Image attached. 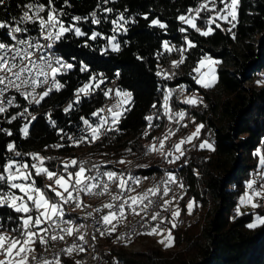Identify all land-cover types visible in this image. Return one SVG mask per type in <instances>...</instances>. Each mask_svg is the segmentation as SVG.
I'll return each instance as SVG.
<instances>
[{
  "label": "trees",
  "instance_id": "obj_1",
  "mask_svg": "<svg viewBox=\"0 0 264 264\" xmlns=\"http://www.w3.org/2000/svg\"><path fill=\"white\" fill-rule=\"evenodd\" d=\"M34 2L48 6V0H5L0 5V21L12 25V18H18L26 9L20 6ZM205 2L53 0L52 6L64 26L79 27L84 33L77 36L73 31L66 32L55 44V54L73 65L59 80L64 87L31 109L35 120L17 116L9 123V116L16 111L9 109L0 113V173L8 158L31 166L32 153L51 158L45 159L44 167L53 172L63 173V164L72 160L84 162V167L92 171L94 165L106 158L141 152L156 135L162 136L164 147L173 150V143L191 136L197 125L203 124L215 134L213 150L201 149L199 145L204 142L201 141L186 162L177 164L185 188L179 208L189 210L188 204L192 201L193 208H202L204 221L175 229L172 219L167 220L164 229L172 232L173 246L148 245L136 253L111 247L103 254L109 264H264V226L247 227L257 216L264 217V209L251 208L234 217L232 211L236 197L245 192L249 182L254 191L260 183L264 87L245 86L264 69V0H238L236 19L230 23L223 21L219 28L215 10L202 9L198 15L194 12ZM208 7L212 5L209 3ZM223 7L217 0L216 9ZM109 8L113 11L108 12ZM61 12L66 15H60ZM76 16L82 19L76 21L73 19ZM181 16L194 17L192 23L201 31L211 28V34L201 35L196 28L182 22ZM94 18L98 23L92 22ZM210 18L214 22L208 26ZM153 19L166 28L151 25ZM93 33L98 35L92 38ZM0 41L11 42L7 29L0 30ZM111 41L117 44L118 50L110 48ZM165 42H168L167 49ZM189 42L195 47H189ZM182 57L183 63L174 66L173 62ZM202 60L203 63L205 60L217 62L216 81L209 88L196 82V69ZM112 81L131 93L119 123L111 127L118 128L119 132L108 131L102 139L90 143L91 134L82 131L81 117L95 125L100 123L98 110L108 99L104 93L109 92L107 86ZM85 84H89L87 91L91 94L80 95V102L76 103L74 93ZM189 97L198 102L184 103ZM68 101L75 110L66 113L63 107ZM181 111L185 113L182 119L177 115ZM94 112L98 115L93 116ZM149 116L151 122L146 119ZM23 128L27 129V135L21 131ZM169 131L171 134L165 139ZM81 135L86 140L79 146L68 139ZM9 143L22 155L17 157L10 152ZM166 159L167 156L160 164L152 163L147 172L160 170L159 165L167 171L175 166L169 165ZM78 167L70 166L68 171L74 172ZM29 170L37 187L56 199L54 192L45 189L47 178L36 176L34 169ZM0 189L10 190L6 182L0 183ZM23 216L24 213H16L6 205L0 207L3 226L0 231L21 228Z\"/></svg>",
  "mask_w": 264,
  "mask_h": 264
},
{
  "label": "snow or ice",
  "instance_id": "obj_2",
  "mask_svg": "<svg viewBox=\"0 0 264 264\" xmlns=\"http://www.w3.org/2000/svg\"><path fill=\"white\" fill-rule=\"evenodd\" d=\"M67 2V0H65ZM5 0H0V5H3ZM209 3L212 5L211 8L208 7ZM219 3L224 4L223 8L216 9L217 0H206L205 3L201 4L195 12L197 15L201 12V10L206 11H216V16L221 20H227V16L231 15L232 19H236V8L238 5V0H219ZM53 0H48V11L47 17L41 16L40 13L45 11V5L39 3H29L26 5H22L20 7L28 9V11H24L23 15L17 19L13 17V21L15 22L16 26H12L6 21H0V30L7 29V36L14 41L13 44H8L3 41H0V113H5L7 108L4 106L6 103L9 106L14 104L15 97H6V93L9 89H15L21 96L27 99L29 96H32L33 99L29 100L28 102L31 104L33 100L36 104H39L41 100L45 97L49 96V93L55 88L56 91H59L61 88L64 87L63 84H60L56 80V76L61 73V69H70L73 65L64 63L58 57L46 56L40 54L43 50L51 49L53 44L60 40L64 33L73 31V26L69 25L67 27L61 22L59 15H57V9L52 6ZM108 12H112L113 9H107ZM189 11H192L191 9ZM31 12V15H30ZM60 15H66V13H60ZM96 13L93 12L92 16L95 17ZM74 20L79 21L82 18L79 16L73 17ZM119 19V18H118ZM147 19V17H145ZM182 22H187L192 25V27L196 28V31L200 32L201 35L207 36L211 34L212 29L209 28L207 31H201L199 27L192 23V20L195 19L194 17L185 20L184 16L179 17ZM93 23H98V21L94 18ZM214 22L212 18L207 20V23L210 25ZM29 23L37 24L39 27L40 36L43 40L48 41L46 44H41L38 42L36 37H29L27 40L21 39L20 35L18 34H25L29 31L27 27H21L19 25L24 24L27 25ZM115 25L117 23L116 20L112 21ZM151 25H155L160 27L161 29L166 28V25L161 23L159 20L153 19L151 21ZM235 26V25H233ZM217 28L220 27V24L216 25ZM184 31V29H181ZM74 32L77 36L84 35L79 27L74 28ZM98 35L97 33H93L92 38ZM189 47H195L194 44L189 42ZM165 48H168V42H165ZM29 49H35L36 51H30ZM114 51L118 50V46H114ZM35 57V58H34ZM204 59H208L205 57ZM180 63H183V57L180 61H174V66H179ZM203 63V60L201 61ZM210 63H216L215 61H210ZM85 70V69H82ZM199 72V69H196ZM51 77V79H49ZM43 78V79H41ZM195 79V78H194ZM212 80H215V76L213 75ZM198 84H201L204 88H209L212 86L210 82H204L203 78L197 79L196 81ZM42 84H47L49 87L44 90L42 93L37 94L36 89ZM31 88V91H28V88ZM89 89V84H85L82 88L77 90L76 95V103L80 102L79 93H84L85 95H89L87 91ZM105 96L108 95L107 92L104 93ZM37 95L39 98L37 99ZM117 96L123 95L127 100H130L131 93H121L117 91ZM126 101H121L112 107L108 108L107 111L111 114V124H118L119 118L121 116V104L125 103ZM184 103L187 104H196L198 101L193 99L192 97L187 98ZM168 104V96H165V108L167 110ZM72 107L70 103L68 107L64 109L67 113ZM155 107V105H153ZM27 111V108L24 109ZM98 111H104L103 109ZM93 116H97L98 113L94 112ZM181 119L185 116L183 111L177 114ZM35 116L32 117L35 120ZM16 116H12L11 120L8 122L11 123L12 120H15ZM83 120L84 125L86 126V131H89L91 134V142H95L99 140L101 135H105L108 131H113L110 126L105 127L108 125L109 121L107 118H100V123L95 125V127L89 123L87 119ZM146 119L151 122L152 117H146ZM54 126V122H53ZM204 125L200 124L197 125L196 131L192 133L191 136L182 139L179 143L174 145L175 151L180 153V156H183L184 153L181 150V145L184 143L191 142L194 137H198L201 128ZM82 130V131H85ZM103 130V131H102ZM8 135L12 133L8 130H4ZM25 135H27V129H21ZM147 134V133H146ZM168 136H165L167 139ZM69 140H73V143L76 146L79 144L84 143L86 137L81 135L79 138H74L69 136ZM63 145H52L51 147H62ZM160 147H164V140H160ZM201 149L207 147L209 150H213L212 145L204 141L199 145ZM7 148L10 152H14L15 156L19 157L22 154L19 151L15 150V147L12 143L7 145ZM151 150H155L154 148ZM33 160L31 166L27 164L20 163L18 161H14L11 158H8L7 163L3 165V173H0V183L7 184L9 189H19L21 192L27 196V200H24L22 197L15 195L11 191H3L0 189V207L7 206L13 209L16 213H24L25 216L21 217L22 226L18 229H12L11 232L7 230L0 231V256H3L4 259L0 260V264H30V257L32 261H36V264H52V261L38 258L35 255V244L39 242L40 244L44 245L47 243L46 239L39 235V232H48V229L51 228L53 232L57 230L59 233H65L67 235L73 234V229L63 228L61 227V223H68L67 221H62V217L64 216V212L62 210V204H66L69 201L77 200L76 196H73V192L80 193L86 192L88 194H103V192H107L109 185L105 183L103 185V192L94 193L93 190L97 188V184L86 182V181H95L97 179L96 176L85 177L86 171H91V169H86L84 167V162L72 160L70 163L65 162L63 164L64 172H53L49 168L44 167L45 159H51L40 156L38 153L30 154ZM171 155V153H169ZM180 156L175 157V159H179ZM173 160H170L169 163H173ZM120 163H124L123 160ZM260 164L264 166V155L260 157ZM79 165L78 170L74 172H69L68 169L70 166L75 167ZM93 167H96L95 165ZM35 169L36 176H45L49 181H53L58 188L63 189V191L57 190L56 187H53L52 184L45 185V189H48L51 192L55 193V197L58 199H53L48 196L47 192L44 189L37 187L36 181L31 175L29 170ZM14 169V170H13ZM6 174V175H5ZM66 174V175H65ZM99 175V173H98ZM104 176L108 177L109 181H114V178H119L120 180V188L123 189L125 185V181L122 177H119L115 172H105L103 173ZM55 178V179H54ZM17 181H24L22 183H18ZM27 181H31V183H27ZM168 182L176 183L177 181L172 176V174H168ZM252 182H249L248 188H252ZM183 187V185H181ZM156 189H150L153 195L156 194ZM169 189L165 188L164 194H168ZM65 193L67 195L65 196ZM264 193L261 192H253V196H262ZM117 196H113V199H117ZM252 196H245L241 198V204L250 203L253 209L257 207H262L264 205H258L252 202ZM132 204L135 205L138 202H142L143 200L147 199V194H144L139 197H131ZM19 201V203H18ZM29 201L31 204H29ZM151 204L152 201H149ZM165 203H168L167 201ZM79 207V203L76 204ZM106 208H112L113 205L106 204L104 205ZM193 208V202L190 201L188 204L189 214H191V210ZM99 211V210H98ZM35 212V215H27L28 213ZM138 214V213H137ZM240 210L237 208V215H240ZM121 217H123V208L121 206V211L119 213ZM180 215L179 209L173 212V218L175 219ZM110 216L115 218L116 213H110L107 216L102 217L105 223H110ZM43 218V219H41ZM157 218V214L152 216V219L155 220ZM42 224H47V228H41ZM175 223H173V227H175ZM257 226H264V217L257 216L255 222L249 223L247 227L249 229H254ZM3 226L0 225V229ZM39 229V231L34 230ZM157 230L155 228L152 229L149 235L155 233ZM57 238L63 239V235H51L52 240H56ZM83 239V237H79ZM159 243L164 244L165 248L171 247L174 244V237L172 236L171 232H169L168 237L165 240L159 241ZM75 247V246H73ZM73 249L68 248L67 251L69 254ZM82 250V249H81ZM56 264H59V260L56 261ZM80 264V262H77Z\"/></svg>",
  "mask_w": 264,
  "mask_h": 264
},
{
  "label": "bare ground",
  "instance_id": "obj_3",
  "mask_svg": "<svg viewBox=\"0 0 264 264\" xmlns=\"http://www.w3.org/2000/svg\"><path fill=\"white\" fill-rule=\"evenodd\" d=\"M24 11H28V9H25ZM47 11H48V6H45V11L40 13V15L46 18ZM23 12L19 15L17 19H19L23 15ZM30 15H31V12H30ZM12 26H16L14 21L12 22ZM19 26L27 27L29 29L27 33L21 34L20 36L21 39L27 40L29 37H36L38 42L41 43L42 37L40 36L38 23L37 24L29 23L27 25L21 24ZM10 41L11 42L9 44L14 43V41H12L11 38H10ZM47 42L48 41H45L42 39V44H46ZM29 50L33 52L36 51L35 49H29ZM42 55L49 56V53H42ZM63 62L68 63L64 58H63ZM262 71H263V77H258L259 73ZM67 72H68V69H61L60 77L67 74ZM260 72H258L255 75L253 81L249 83L250 85L258 87V88L264 87V69L261 70ZM57 81L59 82V80ZM107 88L109 89V92L107 91L108 99L105 101L104 105L101 108L104 110V111H101V115H104L105 110L110 107V99H113V90L116 88V81H112L107 86ZM107 88L106 90H108ZM43 91L44 90H40L39 93H42ZM55 92L57 91L55 90V88H53L50 94H53ZM12 94H19V93L16 92L15 89H12ZM74 94L76 96L77 91ZM80 95H82V93H79V96ZM32 99H33L32 96L28 97V101ZM33 102L35 101L33 100ZM70 103L71 102L69 101L65 103L63 110L66 107H68ZM39 104L35 103L32 106V108L38 107ZM25 108H27L26 112L24 111ZM9 109H14L16 111L15 113H11V115L9 116V120H11L12 116H16V117L25 116L26 117V114H28V118H31L34 116V112H32V110L29 109V107H26L23 104V101H16V103L14 101V104L12 106L7 105V110ZM113 125L115 124H111V119H109V126L112 127ZM115 133H118V132H115ZM204 133L205 135L203 136L204 137L207 136L209 139V142L214 141V134L210 129L205 128L202 134ZM104 136L105 135H101L100 139H102ZM161 137L162 136L160 135H156L152 139V141H150L147 145H145V147L139 153L127 152L120 157L106 158L101 163H104V170H106L104 171V173L108 171L116 173L115 168H111V167H118L117 174L119 177H122V178H125L126 176L129 175V169H130V172H137L139 169L143 168V174H144L143 186H142L141 178H134L130 184L131 193L124 194V201H131L130 198L133 197V193H138L139 195H144V194L148 195L150 193L149 190L153 188L154 181H155L156 187H162L161 196H168L167 198L168 203H162L163 214L159 215V222L166 223L168 218H170L172 215V208H169V207H175L176 205H179L178 204V200L180 199L179 188H183V187H181L182 185L181 177L178 173L179 175L178 186H172V191L171 192L168 191V194L165 195L164 194L165 188L169 189V187H164L165 174L163 172H170V170L167 171V169H161L157 171L147 172L151 166V165H148L149 164L148 162L155 159L156 158L155 155H158L159 152H162L165 149V147L163 148L160 147V140H162ZM153 148L155 150H151ZM195 149L196 148L194 146L193 152L195 151ZM148 151H150V154H146ZM186 154H187V146L184 149V155L181 156L185 162L190 157V155L186 156ZM121 160H123L124 163H120ZM101 163L99 165H101ZM158 163L160 164L161 162H158ZM92 173H93V170L86 175H89ZM96 177L97 179L95 181H92V183H95L98 186L104 185L105 183H107L109 185L107 192H103V186H101L100 190H94L93 192L94 193L103 192V194H91V195L85 196L82 199V203L79 207H77L76 205H69V212H81V211H92V210L104 211L105 210V207H104L105 199L107 197H108V200H114L113 196H117L119 198V192L121 191V188L119 186L120 184L119 178H114V181H109L108 177L104 175H103V178H100V176H96ZM52 182L53 181H50L48 182V184H51ZM184 192L185 191L183 190L182 196L184 195ZM73 196H76V192H73ZM75 201L76 200L69 201L66 204H74ZM149 201H152V197H147V199L143 200V203H138L137 207L136 205H129L127 208V211H125V214L123 215V217H120L119 220L115 222L107 223V225H102V232H99L97 236H95V244H88V249L87 248H74L70 254L68 253V260H65V264H77V262H80V264H86V258L88 256V252H91V260H96L95 264H108L104 255L100 254V252H106L111 247L122 248L123 250L129 251V252H140L142 247L145 248L148 245L157 247L155 242L154 243H149V242L155 239L157 235H159L160 233L149 235L148 233H150L152 230H144V234H142L141 227H134V228L129 229L131 225L140 224L142 220V213H144V217H150V221H158V214L155 220L152 219V216L154 214H152V203L150 204ZM177 209H179L180 215L174 219L173 223H175L176 225L174 227L175 229L181 228L185 225H195V223L199 221L200 217L197 212L191 211V214H184L182 211H180L179 206L176 209H173V212L176 211ZM193 219H195V222L192 221ZM80 224L90 225V218L83 217V215H76L75 218H68V223H66V228L71 227L73 229V234H72L73 240H81L79 237L82 236L83 237L82 241H89L90 238L92 237V228L84 227L82 229ZM127 231H128L127 237H123L124 233H126ZM51 235L59 236V232L49 233L48 242L57 241L58 245H69L70 244V236H63V239L57 238L56 240H52ZM96 245H98V248H96ZM38 249H45V244L42 245L38 242ZM79 256L80 258H78ZM30 264H36V263H31V258H30Z\"/></svg>",
  "mask_w": 264,
  "mask_h": 264
},
{
  "label": "built area",
  "instance_id": "obj_4",
  "mask_svg": "<svg viewBox=\"0 0 264 264\" xmlns=\"http://www.w3.org/2000/svg\"><path fill=\"white\" fill-rule=\"evenodd\" d=\"M21 36V34H18ZM57 43V41L53 44V47L51 49H46L43 50L40 54L42 53H49V56L52 57H58L62 60L63 62V58L59 57L57 54H55L54 47L55 44ZM41 44H42V39H41ZM35 58V57H34ZM258 77H263V71L259 73ZM60 74H58L56 76V80H60ZM43 79V78H41ZM51 79V77L49 78ZM49 87V85L47 84H42L39 87H37L36 89V93L39 94L40 90H46ZM28 91H31V88L29 87L27 89ZM117 91H120L121 93L127 92L130 93L129 90L123 89L120 86H118L116 84V88L113 90V99H110V107H112L113 105L121 102V101H126L125 103L121 104V109H123V106H126L127 103L129 102V100H127V98H125L123 95L121 96H117L116 93ZM50 94V93H49ZM91 94V92H89V95ZM82 96H88L85 95L84 93H82ZM6 97H15V103L16 101H23V104L26 107H29V109L32 108V106L35 104V102H32L31 104L28 102V98L25 99V97L21 96L20 94H12V89H9V91L6 93ZM37 99L39 98V96L37 95L36 97ZM4 106L7 108V104L5 103ZM109 107V108H110ZM108 109V108H107ZM107 109L105 110V114L101 115L100 118H107L108 121L109 119H111V114L107 111ZM75 110V106L72 104V107L69 111H73ZM26 118L27 119H32V118H28V114H26ZM90 123V122H89ZM93 126H95V123H90ZM84 130L86 129V126L83 124ZM105 127H109V123L108 125H105ZM114 129L113 132H119L118 128H112ZM103 131V130H102ZM85 132H89L86 131ZM214 138H215V134H214ZM210 144H212L213 142H209ZM198 144V137L195 138V141L193 144L187 145V155H191L193 152V147L196 146ZM168 146H167V150ZM146 154H150V151H148ZM33 162V161H32ZM111 168H115L116 173H117V169L118 167H111ZM160 170H161V165H160ZM104 163H101V165L96 166L95 168H93V173L89 174V175H85V177H90V176H100V178H103V173H104ZM99 173V175H98ZM165 174V184L164 187H169V192L172 191V186H178V180H179V175H178V166H172L170 169V172H163ZM168 174H172V176L175 178V180L177 181L176 183H170L168 182ZM143 168L139 169L137 172H130L129 169V175L126 176L125 178H122L125 181V185L124 188L121 189V191L119 192V198L116 200H108V197L105 199V205L106 204H111L113 205L112 208H106L104 211H81V212H69V205H76L77 203H79V205H81L82 203V199L87 196L90 195L86 192H80V193H76V197L77 200L74 202V204H62V210L64 212V216L61 218L62 221H67L68 222V218H75L76 215H83V217H89L90 218V225H82L80 224V226L82 227V229L84 227H91L92 228V237L90 238L89 241H82L81 240H73L72 235H67L65 233H59V235H63V236H70V244L69 245H58L57 241L56 242H48V234L53 232L51 228L48 229V232H39V235L44 237L47 241V243L45 244V249H38V242H37V246H36V252L35 255L38 258H44L47 260L52 261V264H56V261L59 260V264H65V260H68V252L65 251L68 248H87L88 249V244H95V236H97V234L99 232H102V225H107V223L104 222V220L102 219V217L109 215L110 213H116L115 218L110 216V222H115L117 220L120 219V211H121V206L123 208V213L125 214V211H127V208L129 205H133L132 201H124V194L126 193H131L130 192V184L132 182V180L134 178H141L142 179V186H143ZM261 177V184L259 185H263L264 187V166L261 167L260 170V176ZM55 179V178H54ZM86 182H91L92 181H86ZM101 186H97L96 189L94 190H100ZM156 189V194L153 195L151 192L147 195V197H152V214H158V221H150V217H144V213H142V220L140 222L139 225H131L130 228H134V227H141V233L144 234V230H152L153 228H155L157 231L153 234L156 233H161L166 225V223H160L159 222V215L163 214L162 211V203H165L167 201L168 196H161V188L162 187H156L155 186V181H154V186L152 189ZM185 188H179L180 190V200L182 199V193L183 190ZM93 190V191H94ZM246 192V191H245ZM252 189L249 190L248 196H252V202L256 203L258 205H264V198H258V196H253V194L251 193ZM67 193H65L66 196ZM50 197V193L48 195ZM142 195H139L138 193H133V197H139ZM180 202V201H179ZM178 202V204H179ZM138 203H143L142 202H138ZM137 203V204H138ZM235 207L233 209V217L237 215V208H244L245 206H242V204L240 203L239 200H235ZM137 204L136 207H137ZM178 207V205H176L175 207H169L172 208V215L170 218H168V220H171L174 222V218H173V209H176ZM257 209H264V206L262 207H257ZM43 219V218H41ZM193 222H195V219L192 220ZM41 228H47L48 225L47 224H42L40 226ZM61 227L66 228V223H61ZM37 231H39V229H36ZM129 231V230H128ZM128 231L126 233H124L123 237H127L128 235ZM56 232H59L58 230ZM107 233V232H106ZM121 237V238H123ZM118 244V242H117ZM75 246V247H73ZM96 248H98V245H96ZM124 248V246H123ZM105 252H100V254H104ZM80 258V256L78 257ZM31 263H36V261H32ZM96 260H91V252H88V256L86 258V264H95ZM109 264V262H108Z\"/></svg>",
  "mask_w": 264,
  "mask_h": 264
},
{
  "label": "rangeland",
  "instance_id": "obj_5",
  "mask_svg": "<svg viewBox=\"0 0 264 264\" xmlns=\"http://www.w3.org/2000/svg\"><path fill=\"white\" fill-rule=\"evenodd\" d=\"M195 12V11H194ZM194 12H192V13H194ZM188 17L189 16H187V17H185V20H188ZM215 17H217V16H215ZM218 20L220 21L219 22V24L221 25L222 23H224V22H226V23H230L231 22V20H232V17H231V15H228L227 16V20H221V19H219L218 18ZM224 21V22H223ZM187 23V22H186ZM187 24H189V23H187ZM218 24V23H217ZM216 24V25H217ZM189 25H191V24H189ZM192 26V25H191ZM208 26H209V24H208ZM208 30V29H207ZM206 30V31H207ZM73 32H74V27H73ZM114 46H117V44L115 45L114 43H113V41H111V45H110V48L113 50V48H114ZM216 62V61H215ZM216 68H217V62L216 63H210L209 61H207V60H205L204 61V63H200V65H199V67H198V69H199V72H197V77H198V79H201V78H203V81L204 82H210V83H212V86H213V84L215 83V81H216ZM213 75L215 76V80L213 81L212 80V77H213ZM211 86V87H212ZM245 87H252V85H246ZM193 98V97H192ZM194 99V98H193ZM205 127V126H204ZM201 128V130H200V133H199V135H198V142L200 143L201 141H207V142H209V139H208V137L207 136H203V135H205V133L204 134H202L203 133V131H204V129L205 128ZM169 133H170V131L166 134L167 136L169 135ZM171 134V133H170ZM169 137V136H168ZM196 137H194L193 139H192V141L191 142H188V143H186V144H182L181 145V150L183 151V153H184V149H185V147L187 146V145H190V144H193V142L195 141L194 139H195ZM164 140V139H163ZM182 139H179L177 142H175V143H173V150H171L170 148H169V151H166L167 150V148L165 147V149L162 151V149H161V151L162 152H159L158 153V155H155L156 156V158L155 159H153V160H151V161H149L148 163V165H152V163L151 162H160V160H162L163 159V157H165L166 158V156H167V163H169V161L170 160H173L174 162L173 163H169V165H177L178 163H180V164H183L185 161L181 158V156H180V153L179 152H177V151H175V149H174V145H176L177 143H179L180 141H181ZM167 143V142H166ZM165 144V143H164ZM146 145V144H145ZM144 145V146H145ZM198 147V146H197ZM195 148H196V146H195ZM197 149H195V151H196ZM194 151V152H195ZM169 153H171V155H169ZM193 154V153H192ZM177 156H180V158L177 160V159H175V157H177ZM183 162H182V161ZM163 163H164V161H162ZM177 162V163H176ZM33 163V162H32ZM32 163H30V165H32ZM164 165H165V163H164ZM171 165V166H172ZM34 172H35V169H34ZM260 178V183L259 184H261V177H259ZM18 183H22V182H24V181H17ZM47 182V184H48V182H50L48 179H46V181L44 182V183H46ZM27 183H31V181H27ZM52 186L53 187H56L57 188V190H59V191H63V189H60V188H58V186H56L55 184H54V182L52 183ZM252 189V194H253V192H261V193H264V187H263V185H259V187H258V190H256V191H254V188H251ZM251 189H249V188H247L245 191L246 192H249V190H251ZM263 190V191H262ZM8 191H11V192H13L15 195H17V196H20V197H22L24 200H27V196H25V194L23 193V192H21L18 188L17 189H10V190H8ZM246 192H243L240 196H237L236 197V199L235 200H239L240 201V203H241V198L242 197H245V196H248V193H246ZM183 197V196H182ZM258 198H264V195H262V197L261 196H258ZM180 201V199L178 200V202ZM18 203H19V201H18ZM29 203H31L30 201H29ZM179 206V205H178ZM242 206H245L243 209L242 208H239V210L240 211H250L251 210V204L250 203H246V204H242ZM197 210V211H196ZM180 211H182L184 214H189V210H187V211H183V210H181L180 209ZM191 211H195V212H197L198 214H199V221H197L196 223H195V225H198L202 220L204 221V218H203V216H204V212L202 211V208H200V207H195V208H192V210ZM233 211V210H232ZM24 215H26V214H24ZM35 215V214H34ZM191 226H194V225H185V226H183V227H181V228H188V227H191ZM176 229H179V228H176ZM172 233V232H171ZM168 235H169V230L166 228V229H163V231L159 234V235H157V237L155 238V239H153V240H151L149 243H156V246L157 247H159V248H163V246H164V244H162V243H159V241H161V240H165L166 241V238L168 237ZM158 244V245H157ZM153 247H155V246H153ZM144 248L142 247V249L141 250H143ZM126 251V250H125ZM127 252H129V251H127ZM132 253H136V252H132ZM31 258V257H30ZM29 258V259H30ZM4 259V257L3 256H0V260H3Z\"/></svg>",
  "mask_w": 264,
  "mask_h": 264
},
{
  "label": "crops",
  "instance_id": "obj_6",
  "mask_svg": "<svg viewBox=\"0 0 264 264\" xmlns=\"http://www.w3.org/2000/svg\"><path fill=\"white\" fill-rule=\"evenodd\" d=\"M216 71V70H215Z\"/></svg>",
  "mask_w": 264,
  "mask_h": 264
}]
</instances>
